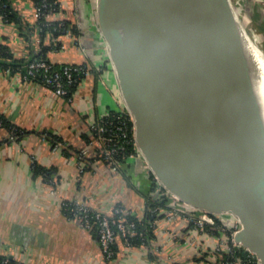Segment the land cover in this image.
Listing matches in <instances>:
<instances>
[{
    "label": "water",
    "instance_id": "95a60500",
    "mask_svg": "<svg viewBox=\"0 0 264 264\" xmlns=\"http://www.w3.org/2000/svg\"><path fill=\"white\" fill-rule=\"evenodd\" d=\"M95 5L151 172L184 205L238 220L236 242L264 264V121L247 80L255 67L249 37L230 1Z\"/></svg>",
    "mask_w": 264,
    "mask_h": 264
},
{
    "label": "crops",
    "instance_id": "0c3cea01",
    "mask_svg": "<svg viewBox=\"0 0 264 264\" xmlns=\"http://www.w3.org/2000/svg\"><path fill=\"white\" fill-rule=\"evenodd\" d=\"M58 1L61 12L48 20L68 21L78 35L62 37L64 49L49 53L48 58L55 65L87 66L90 73L67 101L38 83L0 72V115L36 133L14 142L0 124V253L20 264L214 262L217 250L227 251L228 243L223 236L197 232L185 217L171 223L166 217L159 220L149 248L127 249L119 240L115 259L107 262L96 234L65 216L63 204L74 202L108 216L119 206L140 216L146 200L154 199L155 189L141 161L127 160L114 170L100 159L91 127L111 112L122 111L118 83L97 28L96 1ZM13 6L25 22L36 23L31 0H14ZM37 41L34 39L35 47ZM0 45L9 47L19 59L28 57L31 50L18 26L1 19ZM42 132L60 137L69 154L55 151L48 140L37 135ZM83 150L88 157L97 158L87 169L75 157L76 151ZM34 164L53 170V182L36 177Z\"/></svg>",
    "mask_w": 264,
    "mask_h": 264
},
{
    "label": "built area",
    "instance_id": "2783aa9c",
    "mask_svg": "<svg viewBox=\"0 0 264 264\" xmlns=\"http://www.w3.org/2000/svg\"><path fill=\"white\" fill-rule=\"evenodd\" d=\"M31 1L34 3V0ZM55 5H57L59 9H62L59 1L56 2ZM45 7L46 5H43V8ZM35 9L36 18L39 19L42 16V10L41 8ZM58 14L59 13L51 12L47 17V20L50 17ZM67 36H71V34H68ZM37 42L39 44L40 40L38 39ZM63 49L64 47L61 46L60 51ZM54 67V64L51 62L44 60H34L27 65V74L25 76H22L20 73H17V75H19L23 80H28L32 77H35V75L38 73H41L43 76V86L50 89L57 97L65 98L68 95L67 87L74 85L78 78H86L90 73L88 67L84 65H65L61 67L60 71H54ZM5 74L8 76L11 75V71L8 69L6 70ZM122 106L123 108L121 113L127 116L126 119L120 120L117 124L110 125L109 123L107 124L101 121L91 127V132L95 137V143H97L100 148V159L110 165L114 170H117L121 165L116 158L119 151V146L126 143L133 145L134 152L127 157V160H138L144 164V170L147 176L150 178L155 189L154 200L160 199L162 197L171 200V202L168 204L170 209L166 212V220L169 223L176 221L180 217H185L187 218L189 225L197 232L201 234H214L215 232H219L222 234L223 239H225L228 244L231 242L233 248L244 249L236 242V238L242 230V226L238 220L229 215L214 216L204 212L196 211L173 198L171 194L163 188L161 183L151 172L144 160L142 153L138 149L135 143L134 125L132 119L124 104ZM9 135L11 141H17L15 132L10 131ZM43 137L44 140H47L46 134H44ZM62 149L63 145L61 143L57 144L54 148L55 151H62ZM88 156V151L83 150L75 157L77 158L81 167H83V159L87 158ZM68 206H70L69 211L71 214V217L68 219L76 222L84 230L94 232L96 234L103 257L107 262H111L115 259V247L119 240H121L127 249L134 248L131 245L129 238L137 236V225L135 222L128 220V218L135 215L127 211L125 208L117 207L114 210V213L111 216H108L98 210L89 208L79 203H69ZM64 207H67L66 203L63 204V208ZM146 211L147 205L145 206L142 215L135 217L139 221L144 220ZM149 212L153 216H157L162 211L156 208L149 209ZM157 223L158 220L152 222L150 226L154 234L157 229ZM2 250L3 246L0 243V252ZM221 250L222 249H218L217 252H220ZM244 250L248 252L246 249ZM227 251H231L229 245ZM248 253L251 259L250 262L253 264H261V262L254 255H252L250 252ZM227 264H242V262L241 260L236 259L235 262H229Z\"/></svg>",
    "mask_w": 264,
    "mask_h": 264
},
{
    "label": "trees",
    "instance_id": "16d2710c",
    "mask_svg": "<svg viewBox=\"0 0 264 264\" xmlns=\"http://www.w3.org/2000/svg\"><path fill=\"white\" fill-rule=\"evenodd\" d=\"M14 0H0V19L8 25H15L18 26V30L20 35L26 40L31 48L30 54L28 57L19 59L14 56L11 52L10 48L4 45H0V72L5 73L6 70L11 71V76L17 75L20 73L22 76L27 74V65L34 60H44L50 62L48 55L52 52H60L61 50V41L62 37L67 36L68 34L71 35H78L77 28L72 25L68 21H57V22H49L47 20L48 15L51 12L60 13L61 9L57 5H55L58 0H34L35 8H41L42 16L37 19L36 23L30 25L29 23L25 22L18 11L13 6ZM43 5H46L43 8ZM38 38L40 43L35 47L34 39ZM54 71H60L61 67L65 65H55L54 64ZM85 77L78 78L74 85L67 87L68 88V95L64 98L65 100L69 101L74 98L76 91L78 90L81 83L84 81ZM28 82L38 83L43 86V76L41 73L35 75L28 80ZM126 115L121 112H111L110 116L103 120L105 123L110 124H117L120 120L126 119ZM0 124L3 128H5L8 132L13 131L16 134L17 141L22 140L26 135L35 132H27L16 125H14L11 121H9L6 117L0 115ZM36 134V133H35ZM46 134V138L52 148L54 149L57 144L61 143L63 145L62 152L66 155L69 154V147L65 145V142L58 136H55L48 132H42L37 135L44 136ZM66 147V148H65ZM134 152L133 145L131 144H124L119 146V151L116 156L118 162L120 164L127 161V157ZM80 151L75 152V156L79 155ZM97 158H90L87 157L83 159V165L85 164L86 169L92 165V163ZM33 171L36 177L40 176L44 179V181L52 183L53 182V175H55L53 170L44 169L36 164H34ZM171 202L170 199L162 197L160 199L154 200L153 198H148L146 200L147 211L145 213L144 220L139 221L135 216H130L128 220L135 222L137 225V236L133 238H129L131 245L134 248H149L151 246V242L155 240V234L153 230H151L150 226L151 223L154 221H159L163 219L165 213L169 211L168 204ZM69 203H66L67 207L63 208V212L67 218H70V206ZM121 207V206H119ZM159 209L162 212L157 215L153 216L149 209ZM94 233V232H93ZM95 234V233H94ZM214 235L222 237V234L219 232H215ZM230 246L231 251H223L215 253V262H209L208 264H227L229 262H235L236 259L241 260L242 264H253L250 262L249 253L246 252L244 249H235L232 247L231 242L228 244ZM117 248L115 247V252ZM116 257V256H115ZM0 264H20L15 260L10 259L7 256H3L0 253ZM255 264V263H254Z\"/></svg>",
    "mask_w": 264,
    "mask_h": 264
},
{
    "label": "rangeland",
    "instance_id": "374dc122",
    "mask_svg": "<svg viewBox=\"0 0 264 264\" xmlns=\"http://www.w3.org/2000/svg\"><path fill=\"white\" fill-rule=\"evenodd\" d=\"M229 1L240 26L251 40L248 39L246 45L255 64L252 71L264 78V0Z\"/></svg>",
    "mask_w": 264,
    "mask_h": 264
},
{
    "label": "bare ground",
    "instance_id": "6f19581e",
    "mask_svg": "<svg viewBox=\"0 0 264 264\" xmlns=\"http://www.w3.org/2000/svg\"><path fill=\"white\" fill-rule=\"evenodd\" d=\"M247 80L250 84L249 88L256 93V95L258 96V99L260 100L261 107H259L258 113H260V116L263 118V121H264V78H259L251 70L249 77L247 76Z\"/></svg>",
    "mask_w": 264,
    "mask_h": 264
}]
</instances>
